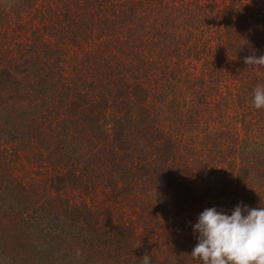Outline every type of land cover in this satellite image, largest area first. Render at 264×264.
Returning <instances> with one entry per match:
<instances>
[{
  "label": "trees",
  "instance_id": "1",
  "mask_svg": "<svg viewBox=\"0 0 264 264\" xmlns=\"http://www.w3.org/2000/svg\"><path fill=\"white\" fill-rule=\"evenodd\" d=\"M252 54L264 0H0V264H200L218 187L264 206Z\"/></svg>",
  "mask_w": 264,
  "mask_h": 264
},
{
  "label": "clouds",
  "instance_id": "2",
  "mask_svg": "<svg viewBox=\"0 0 264 264\" xmlns=\"http://www.w3.org/2000/svg\"><path fill=\"white\" fill-rule=\"evenodd\" d=\"M247 66L264 68V55L244 58ZM251 107L264 110V83L251 92ZM197 243L190 256L200 264H264V206L237 205L227 214L217 208H206L193 225ZM152 264L151 254L139 259Z\"/></svg>",
  "mask_w": 264,
  "mask_h": 264
},
{
  "label": "rangeland",
  "instance_id": "3",
  "mask_svg": "<svg viewBox=\"0 0 264 264\" xmlns=\"http://www.w3.org/2000/svg\"><path fill=\"white\" fill-rule=\"evenodd\" d=\"M231 1L232 0H219V4H220V6L223 7L225 4L229 5L231 3ZM244 3H246V2H244ZM7 8L10 11H11V9L14 10V14L12 15V13H10V16H12V18H14L15 21H19L20 22L22 18H20L18 16V14L16 13L15 8L13 6H10L9 3H8V7ZM27 19H29V18H27ZM25 20H24V22H26ZM24 22H22V23H24ZM9 25H11V24H9ZM11 26H12V28H14V32H12L11 34H15L17 36V39L21 40V41H27V40L29 41V40H31L33 35H34V32L36 30V27H37V25H35V23H31V24L26 23V24L23 25L24 26L23 28L19 29L16 26V22H14V24H12ZM5 28H7V27H5ZM234 93H235V96L234 97L231 96L232 97L231 100L235 102L236 101L237 92L234 91ZM217 101H220V100H217ZM234 102H232L233 108H232L231 112H229L228 110H226L224 112V111H222L223 107L219 108L217 106V112H215V115L213 117V120L215 121L213 123L214 127H215L213 131H215L216 129H219V130L223 129L222 132H227V131L230 130L229 127H236V129H238V130L242 129L241 128V123H243V122L240 121L241 110H240V107L237 104H235V103H237V101L235 103ZM219 110H220V112H218ZM238 113H240V114H238ZM226 125H229V126H226ZM215 138H217V137H215ZM220 138L224 141V138L222 136H220ZM31 169L34 170V174H33L34 177H40L39 176V172H38L39 171L38 167L31 168ZM201 182H202V179H201L200 176L195 179V183H197L198 185ZM218 188L219 189L212 196V199L210 198V199L206 200L205 202H203L204 206H207L208 204L211 203V205H213L212 207H215V208H217V210H219V207H223L224 204L223 203H218V201H222L224 199H225L224 200L225 204H228L229 206H231L232 209H234V207L237 204L238 205L239 204L244 205V201L243 200L242 201H238L236 196H228V194L224 195L225 191H223V189L221 187H218ZM199 209H201V208L198 206L197 211ZM219 211H224V210H219ZM224 212H226V211H224ZM226 213L229 214L228 212H226Z\"/></svg>",
  "mask_w": 264,
  "mask_h": 264
}]
</instances>
